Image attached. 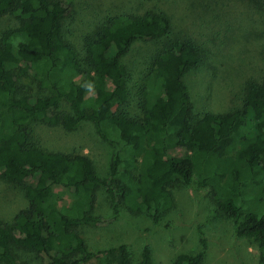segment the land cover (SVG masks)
<instances>
[{
    "label": "trees",
    "instance_id": "16d2710c",
    "mask_svg": "<svg viewBox=\"0 0 264 264\" xmlns=\"http://www.w3.org/2000/svg\"><path fill=\"white\" fill-rule=\"evenodd\" d=\"M69 12L63 0H0V18L17 21L0 33V178L26 201L0 219V264H30L13 245L43 264H133L125 243L87 248L81 228L109 221L96 214L99 189L115 213L123 204L157 222L172 206L171 188L193 178L263 262L264 76L245 81L239 106L196 117L183 78L206 49L173 35L167 13L109 16L77 47L62 32ZM139 40L160 46L132 81L122 59ZM84 121L112 149L105 177L89 157L46 149L33 135L35 122L72 131ZM150 256L145 245L137 264H152ZM201 259L181 253L174 264Z\"/></svg>",
    "mask_w": 264,
    "mask_h": 264
},
{
    "label": "rangeland",
    "instance_id": "374dc122",
    "mask_svg": "<svg viewBox=\"0 0 264 264\" xmlns=\"http://www.w3.org/2000/svg\"><path fill=\"white\" fill-rule=\"evenodd\" d=\"M63 1L69 4L70 12L62 32L77 47L84 34L109 16L147 9L167 13L173 35L190 36L206 49L202 65L183 78L196 117L203 112H223L239 106L245 81L261 80L264 76V0ZM16 25L12 16L1 17L0 33ZM159 46L157 41L142 40L132 45L122 59L132 81L138 78L144 62ZM33 89L36 96L38 90ZM62 107L69 110L67 104ZM111 107L116 109L117 102ZM32 129L42 147L83 154L92 160L100 177L107 175L112 149L97 136L91 122L84 121L72 131L40 122L33 123ZM171 192L172 206L155 222L143 213L128 211L123 204L115 213L105 188H100L96 214L109 221L81 228L88 250L125 243L133 264L138 263L145 245L150 250L152 264H174L178 254L197 252H202L201 264H264L252 242L235 234L234 222L217 210L209 190L198 187L195 178L175 184ZM25 205L22 190L0 178V219L11 220ZM13 252L19 261L30 264L45 261L14 245Z\"/></svg>",
    "mask_w": 264,
    "mask_h": 264
}]
</instances>
